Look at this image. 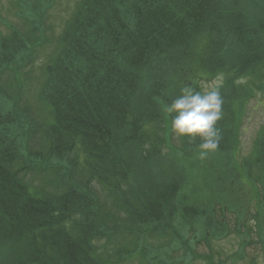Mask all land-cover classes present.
Here are the masks:
<instances>
[{"label":"trees","instance_id":"16d2710c","mask_svg":"<svg viewBox=\"0 0 264 264\" xmlns=\"http://www.w3.org/2000/svg\"><path fill=\"white\" fill-rule=\"evenodd\" d=\"M16 3L25 30L0 33V264H224L213 244L230 234L231 264L251 233L264 251V125L239 156L247 104L264 93V0H77L35 105L21 69L48 40L27 12L39 22L48 7ZM215 78L224 103L207 165L199 138L176 135L161 105L179 84ZM222 169L259 199L253 228L206 186ZM122 237L131 245L110 250Z\"/></svg>","mask_w":264,"mask_h":264},{"label":"rangeland","instance_id":"374dc122","mask_svg":"<svg viewBox=\"0 0 264 264\" xmlns=\"http://www.w3.org/2000/svg\"><path fill=\"white\" fill-rule=\"evenodd\" d=\"M17 0H0V33L4 34L9 32V27L14 25L19 26L21 31L25 30V25L18 17V8L16 6ZM77 0H45V4L48 7L42 15H40V21H35V16H38L37 12L28 11L27 15H32L34 18V25H39V30L44 32V37L48 40L47 44H43L42 47L38 48L39 54L35 57L34 64L21 69V77L25 82V94L24 100L26 103L35 105V87L39 83L41 76V66L47 62V59L51 57L52 51L57 46L58 36L63 28L64 21L70 15ZM36 40L32 36V41ZM43 48V49H42ZM219 79L215 78L211 81L201 82L202 89L207 87L212 83H219ZM40 115V114H38ZM264 125V93L258 95L256 98L252 99L246 107L245 114L242 117V121L239 128L240 133V157H245L250 154L252 150L253 140L255 139L259 129ZM177 135V134H176ZM177 137V136H176ZM208 157V156H207ZM198 162L205 163V159H197ZM209 165L208 163H205ZM221 175L222 179L216 181H209L206 185L207 187L215 186L216 190H220L224 196L225 201L223 205L232 208V211H228L225 208V213L228 219L234 218V216L245 215V224L250 227L256 224L252 220V213H258L257 203L259 199L257 198L254 191L249 186L239 185L238 175L236 170L230 173L229 169H222ZM194 181L192 180V183ZM195 185V182L193 183ZM202 185V183L200 182ZM205 186V187H206ZM206 187V188H207ZM97 192L101 191L100 187H95ZM213 192V191H212ZM255 195V196H254ZM260 209V208H259ZM261 210V209H260ZM262 211V210H261ZM233 216V217H232ZM262 223V221H261ZM251 240L253 243H248L244 252V260L238 261L235 264H264V251L262 248V242L257 239V234L251 233ZM125 240L124 244L109 243L107 244L110 250H114L120 245H131V241L122 237ZM155 244L162 243V240H157ZM118 244V245H117ZM214 248V261H222L224 264H231L228 257L233 256L237 251H239V239L230 234L229 237L219 240L213 244ZM108 250V249H107ZM197 253L207 254L208 247L204 242L197 245ZM254 260V261H253ZM121 264H140L137 262L124 261ZM144 264V263H142ZM189 264H205L203 260H194Z\"/></svg>","mask_w":264,"mask_h":264},{"label":"clouds","instance_id":"9594fccd","mask_svg":"<svg viewBox=\"0 0 264 264\" xmlns=\"http://www.w3.org/2000/svg\"><path fill=\"white\" fill-rule=\"evenodd\" d=\"M223 103L219 83L204 89L181 83L177 94L161 107L175 134L189 140L199 138L195 148L198 158L204 159L219 147L220 129L216 125L222 119Z\"/></svg>","mask_w":264,"mask_h":264}]
</instances>
